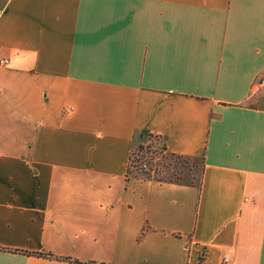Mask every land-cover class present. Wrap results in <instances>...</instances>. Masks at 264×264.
Wrapping results in <instances>:
<instances>
[{
	"label": "crops",
	"instance_id": "obj_1",
	"mask_svg": "<svg viewBox=\"0 0 264 264\" xmlns=\"http://www.w3.org/2000/svg\"><path fill=\"white\" fill-rule=\"evenodd\" d=\"M0 60V264H264V0H0Z\"/></svg>",
	"mask_w": 264,
	"mask_h": 264
},
{
	"label": "rangeland",
	"instance_id": "obj_2",
	"mask_svg": "<svg viewBox=\"0 0 264 264\" xmlns=\"http://www.w3.org/2000/svg\"><path fill=\"white\" fill-rule=\"evenodd\" d=\"M261 99L264 102V93ZM138 161L145 163L146 168L141 169V171H135L133 167ZM131 167L130 177L141 179L152 177L158 181L198 182L202 165L199 159L172 157L166 154L160 143L154 141L153 138H149L143 145L133 150Z\"/></svg>",
	"mask_w": 264,
	"mask_h": 264
},
{
	"label": "built area",
	"instance_id": "obj_3",
	"mask_svg": "<svg viewBox=\"0 0 264 264\" xmlns=\"http://www.w3.org/2000/svg\"><path fill=\"white\" fill-rule=\"evenodd\" d=\"M7 64V61H5V60H0V67H3V66H5ZM259 85H261V86H263L264 87V73L262 74V76H261V79H260V81H259ZM131 158H130V161H129V164H128V169H127V172H128V174L130 173V170H131ZM145 169L146 168V164L145 163H142L141 161H138L137 163H136V165H134V167H133V169L135 170V171H141V169ZM141 179V178H140ZM143 179H145V178H143ZM228 259H223L222 260V262H221V264H228Z\"/></svg>",
	"mask_w": 264,
	"mask_h": 264
},
{
	"label": "trees",
	"instance_id": "obj_4",
	"mask_svg": "<svg viewBox=\"0 0 264 264\" xmlns=\"http://www.w3.org/2000/svg\"><path fill=\"white\" fill-rule=\"evenodd\" d=\"M164 151V150H163ZM172 157H181V156H177V155H170ZM128 173V172H127ZM40 256H43L42 254H39Z\"/></svg>",
	"mask_w": 264,
	"mask_h": 264
}]
</instances>
